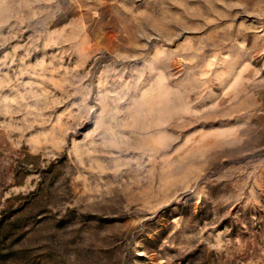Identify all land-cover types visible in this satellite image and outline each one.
Here are the masks:
<instances>
[{
  "label": "rangeland",
  "instance_id": "obj_1",
  "mask_svg": "<svg viewBox=\"0 0 264 264\" xmlns=\"http://www.w3.org/2000/svg\"><path fill=\"white\" fill-rule=\"evenodd\" d=\"M0 264H264V0H0Z\"/></svg>",
  "mask_w": 264,
  "mask_h": 264
}]
</instances>
